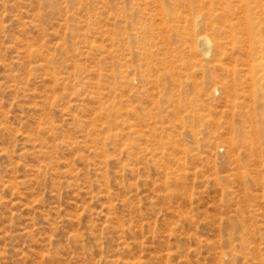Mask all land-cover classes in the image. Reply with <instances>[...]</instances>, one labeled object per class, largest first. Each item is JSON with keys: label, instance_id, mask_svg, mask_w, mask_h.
Wrapping results in <instances>:
<instances>
[{"label": "rangeland", "instance_id": "374dc122", "mask_svg": "<svg viewBox=\"0 0 264 264\" xmlns=\"http://www.w3.org/2000/svg\"><path fill=\"white\" fill-rule=\"evenodd\" d=\"M257 130L264 0H0V264H264Z\"/></svg>", "mask_w": 264, "mask_h": 264}, {"label": "bare ground", "instance_id": "6f19581e", "mask_svg": "<svg viewBox=\"0 0 264 264\" xmlns=\"http://www.w3.org/2000/svg\"><path fill=\"white\" fill-rule=\"evenodd\" d=\"M251 31H252V30H251ZM257 43H258V41H257ZM257 43H256V44H257ZM201 44H202V45H206V46H208V45L210 44V41H209L207 38H202V39H201ZM245 124H246V123H245ZM246 128H247L246 126H243V127H242V130L244 131ZM256 132H257L256 135H257L258 137H260V138H261V137H264V133H263V132H261V131H259V130H257ZM260 132H261V133H260ZM242 143H246V142L243 140Z\"/></svg>", "mask_w": 264, "mask_h": 264}]
</instances>
